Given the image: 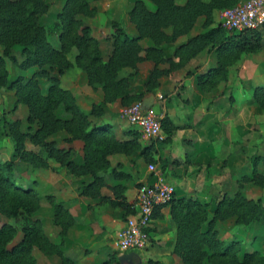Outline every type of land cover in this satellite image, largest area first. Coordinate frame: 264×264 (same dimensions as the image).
I'll return each instance as SVG.
<instances>
[{
    "label": "trees",
    "instance_id": "16d2710c",
    "mask_svg": "<svg viewBox=\"0 0 264 264\" xmlns=\"http://www.w3.org/2000/svg\"><path fill=\"white\" fill-rule=\"evenodd\" d=\"M49 1L0 0V87L14 92L15 108L20 104L26 106L27 123L36 126L35 130L29 127L23 132L19 120L6 123L13 154L9 161H0V217L7 220L0 226V264H37L34 250L59 258L60 264H75L63 251L67 231L74 225L73 217L62 203H53V223L58 228L59 241H51L35 216L40 207L38 194L31 187L16 184V161L45 169L52 160L76 178L90 177L91 181L81 187L80 195L108 201L111 207L123 209L126 215L130 213V205L125 201L123 187H111L113 200L101 195L106 186L105 175L110 168V157L118 154L131 156L140 152L149 163L160 164L161 170L166 165L151 156L153 143L147 146L141 144L138 130L131 128L125 131L129 138L121 140L112 133L110 125L94 124L91 120L104 115L103 106L107 103L128 105L134 100L141 101V96L129 92L131 75L119 76L123 69L136 72L141 62H151L153 67L144 88L145 92L154 95L162 77L183 69L201 53L212 51L215 53V66L196 78L201 89L210 91L220 81L226 80L230 65L262 46L264 26L241 32L215 26L214 12L232 8L240 0H147L153 5V10H149L143 1H137L128 12L136 35L127 33L116 22L112 24V51L104 61L90 28L77 19L78 15L94 17L96 9L87 0H67L57 15L60 47L56 49L50 45L45 29L39 24V17L49 10ZM199 21H202L201 32L189 37ZM182 37H187L186 42L176 48L173 58H166L161 46L173 44ZM142 40H149L152 45L143 48L140 44ZM73 49L77 54L71 62L67 55ZM7 62L21 74L10 78ZM74 67L86 74L88 85L94 91L102 93V102L92 104L87 113L78 107L73 94L60 86L59 77ZM31 69L35 71L26 77L24 73ZM42 80L48 84L45 94L41 90ZM250 103L264 115V84L253 88ZM60 107L69 118L56 116ZM175 129L171 120L164 116L161 132L167 138L161 143L167 142ZM60 132L67 134L66 142L69 144L82 142L81 164L71 159V148L56 147L51 138ZM27 143L36 150H28ZM260 160L258 156L253 157L251 175L241 178L239 188L242 183H252L264 189V175L256 170V162ZM110 173L116 179L128 177L115 170ZM163 206L170 207V218L175 227L173 254L182 264H264V256L258 251L238 255L235 250L238 241L224 244L214 229L215 222L231 218L243 226L259 222L264 217V204L259 200L247 199L238 191L230 199L221 197L212 215L209 214V204L199 198L173 197ZM163 206L154 209L153 221ZM146 231L151 239L153 228ZM18 232L22 233L21 241L9 247Z\"/></svg>",
    "mask_w": 264,
    "mask_h": 264
},
{
    "label": "crops",
    "instance_id": "0c3cea01",
    "mask_svg": "<svg viewBox=\"0 0 264 264\" xmlns=\"http://www.w3.org/2000/svg\"><path fill=\"white\" fill-rule=\"evenodd\" d=\"M242 1L245 0H240V2ZM120 2L121 0H113L107 10H105V6L100 7L97 3V12L94 18L84 17L83 19L91 29L93 37L99 41V48L105 61L110 54L104 55L100 35L105 38L106 36L110 37L112 33V30L108 27L110 22H118L129 34L136 35L135 27L127 20L126 13L123 14L125 21L121 23L120 16L124 12L120 11L118 5ZM130 8L131 6H129ZM199 33L198 27H195L189 37ZM262 38L264 40V31ZM186 40L187 37H182L173 44H163L161 47L165 57L173 58L176 48L185 43ZM140 44L142 47H148L151 42L142 40ZM214 59V52L205 51L191 60L183 69L176 70L168 77H162L159 80V87L155 90V96L164 97L162 102H157L153 94H149L151 96L149 98L142 99L144 106L145 103L150 106L157 104L163 116L168 117L176 128L170 139L160 144L162 145V152L154 151L155 147L157 148V143H153L155 153L151 151V156L164 161L170 168L169 176H166L165 173L164 175L167 181L175 187L174 198L204 199L203 196L198 195L199 191L206 189V187L209 188L211 184L221 185V182H224L226 168L234 169L236 173L241 172V169H247V156L243 159L244 154L241 152L243 148L236 145L239 144L238 142L236 144L231 143L230 139L232 136L236 139L237 137L239 139L244 137V142H247L248 135L245 128L249 118V121L255 119L257 122L260 130V141L256 142V147L258 148V144L261 143L259 148L262 149L263 138L261 135L264 133V116L256 105L249 103L252 97V87H248L247 84L248 81L251 85L264 84V63L259 67H255L257 69L256 74L251 73L248 77L244 74L243 69L237 78L232 77V79L239 80L237 90H235L237 97L234 98L230 95L229 101H233V104H226L227 97L221 96L225 94H223L224 88L219 89L218 92H216V89L209 92L201 89L197 83L196 78L199 74L214 67ZM174 61L176 62L177 59H174ZM152 66L151 62H143L138 65L139 70L130 80V90L133 93H143V86L148 79ZM7 71L10 78L21 74L13 65L10 67L7 64ZM34 71V69H31L24 75L29 77ZM123 71L126 74L131 73L129 69H124L121 73ZM188 72L190 74H187ZM59 82L63 89L69 90L73 94L78 107L83 112H89L92 103L102 101L100 90L94 91L88 85L85 73L78 68L74 67L66 71L64 75L59 77ZM242 86L246 87L243 88ZM47 88L48 84L45 80H42L41 90L43 94L47 92ZM175 99L178 101H176L177 103H175ZM213 101L218 102L216 106L212 105ZM168 102H171L169 106L167 105ZM15 103L14 92L0 87V161H9L13 154V144L6 128L7 122L19 120L23 131L29 127L32 130L36 129L35 125L27 123V107L20 104L15 108ZM118 107L119 103L103 106L104 115L101 118L103 122L94 121L93 123L110 125L112 133L118 139L126 140L129 137L124 132L134 128L128 127L118 119L113 118ZM59 109L62 110V108ZM252 112L255 113V118L252 117ZM67 116L68 114L63 111L62 118L66 119ZM211 123L216 126L215 129H211ZM67 138V134L60 132L53 136L52 140L56 143L57 148H71V159L75 163L81 164L82 142L74 141L69 144L66 142ZM161 138V140H164L167 137L161 132ZM226 140L231 144V148L236 154L232 161H222L219 155H215L217 148L221 147L229 150V143H226ZM150 144L142 145L147 146ZM26 147L28 150H35L29 143L26 144ZM211 150L214 152L213 155ZM109 160L110 168L105 175L106 186L101 190V195L105 199L113 200L114 195L111 187L117 185L123 187L122 193L125 201L130 205L129 215H126V212L121 208L111 207L108 201H99L81 196V187L90 182L91 178H76L52 160L48 162L49 167L45 169H36L28 164L16 161V184L22 187H31L38 194L40 207L35 216L41 222L46 236L54 243H57L59 239L57 235L58 228L53 223V203H62L73 217L74 225L67 231L63 251L75 264H107V262L110 264H182L181 260L173 254L175 227L171 222L169 206L160 208L158 217L153 221L152 228L154 231L151 233L150 244L145 249L119 251L115 248L114 239L117 232L123 228L126 218L134 214L132 205L136 201L138 187L150 180L147 172L149 162L144 159L140 152H135L131 156L114 155ZM211 168L214 172L212 176ZM112 170L123 172L128 177L126 179H116L113 173H110ZM263 170L264 164L257 165L259 173ZM255 193L260 194L263 191L255 188ZM246 198L253 199L247 197V195ZM244 231V237L249 243L251 232ZM232 238H235L234 235ZM229 239V237H226L223 242H228L231 240ZM46 259L51 264H60L59 258L55 256H49ZM36 260L37 264H41L39 256Z\"/></svg>",
    "mask_w": 264,
    "mask_h": 264
},
{
    "label": "rangeland",
    "instance_id": "374dc122",
    "mask_svg": "<svg viewBox=\"0 0 264 264\" xmlns=\"http://www.w3.org/2000/svg\"><path fill=\"white\" fill-rule=\"evenodd\" d=\"M66 1L67 0H50L49 1V4L50 5H49L48 12L45 15L39 17V24H40L41 27H43L45 29L46 34H47V39H48L50 45L53 48H56V49H59V47H60V43H59V40H58L59 34H60V26H59L58 21H57V15L63 9ZM100 1H102V2L99 3ZM100 1L87 0V2L89 3V5L91 7H94L95 9H96V4L97 3L99 4L100 7L101 6H105L104 7L105 10H107V8H109V6H111L110 4L113 3V0H107V1L100 0ZM132 1H134V2L131 4ZM137 1H143L146 4V6L148 7L149 10H153V8H154L153 5L150 2H148L147 0H121V2L118 3V5L120 7V11L121 12H124V13H121V16H120L121 23H122V21L123 22L125 21V19L123 18V14L125 15V13L127 15V20L129 21V19H128V12L133 8L135 2H137ZM129 6H131L130 9H129ZM223 10H225V9H221V10L215 11V13H214V23H215V26L216 25L217 26H220V14H221V12ZM96 12H97V10H96ZM86 18H91V17H86ZM92 18H94V17H92ZM77 19H79L80 21H82V23H83L84 26L89 27L83 21L84 16L78 15L77 16ZM113 23L114 22L112 21V22H110L108 24V27H110V29L112 30V32H113V29H112V24ZM116 23H118V22H116ZM201 23H202V21H199L197 23V26H196V28L198 27V29H199L200 32H201ZM118 24L121 26L120 23H118ZM135 32H136V30H135ZM91 35H92V33H91ZM92 37H93V35H92ZM100 37H101L100 38L101 39V44L104 47V51H103L104 55L111 54L112 46H111V42H110V37L106 36V38H105V37H103V35H100ZM98 43H99V41H98ZM151 45H152V43H151ZM263 47H264V40L262 38V46H261V48L258 51H256V52L247 53L241 59L237 60L235 63H233L232 65H230L228 67V69H227L228 75H227L226 80H222V81H220L216 85V88H215L216 89V92H218V90L221 89V88H224L225 89L223 91V94L224 93L225 94L224 95H221V96L222 97L223 96L227 97V100L228 101L226 100V102H225L226 104H233V101H229V96L230 95L232 97H234V98L237 97V92L235 90H237L236 88L238 87L239 80H237L235 78L232 79V77H236L237 78L239 76V74L243 71V69H244V74H246V76H248V77H249V75H251V73L252 74H256L257 73V69L255 67L256 66L259 67V66H261L262 63H264ZM143 48H147V47H143ZM210 52H212V51H210ZM76 54H77L76 50L73 49L67 55L68 58H69V60L71 62L74 61V57H75ZM214 60H215V63H214L213 66H215V64H216V58ZM144 62H147V61H144ZM141 63H143V62H141ZM7 64L10 67H12V64L10 62H7ZM241 64L244 65V66H242ZM129 70L131 71V73H128L127 72L128 74H126L125 71H123V73H121L122 72L121 71L119 73V76L120 77H127V76H130L131 75V78H130V80H131L132 77L139 70V67H138V69H137L136 72H134L131 69H129ZM150 71H149V73H150ZM240 82L242 83V81H240ZM129 84H130V81H129ZM144 86H145V84H144ZM144 86H143V93H141V94H135L129 88V92L132 95H135V96L139 95V96H141V99H140L141 101L134 100L131 103H129L128 105H121V104H119L118 110H116L114 112L113 118L118 119V121H120L122 124L130 127V125L128 124V122L124 118L121 117V110L124 109L127 106H130L133 103L142 102V99L145 98V97H148V98L151 97L147 92H145ZM247 86L248 87H252V90H253V88L256 87V86H259V84L251 85L249 83V81H248ZM242 87L244 88L246 86H242ZM232 90H233V92H232ZM209 92H211V90ZM154 96H155V91H154ZM221 96L219 95V97H221ZM247 97H248V95H247ZM155 99H156L157 102H162L163 99H164V97H161V99H159V96H155ZM176 101L177 100L175 99V103L178 102V101L177 102ZM171 102L174 103L173 101H171ZM171 102H168L167 105L169 106V103H171ZM115 103H118V102H115ZM217 103H218L217 101H213L212 102V105H215L216 106ZM249 103H250V101H249ZM92 104H99V103H92ZM110 104H113V103H107L104 106L110 105ZM250 104H252V103H250ZM159 107H161V106L159 105ZM153 109L156 112H160V110L158 109L157 104L153 106ZM62 110L61 109H58L56 111V116L57 117L62 118V113H63ZM252 113H251L252 117L255 118L254 117L255 116V113L254 112H252ZM261 113H262V111H261ZM67 118H69V115L66 117V119ZM101 118L102 117H99V118H91V120H92V122L99 121V123H100V122H103ZM205 119H208V118H205ZM249 120H250V118L248 119L247 127L245 128V130L247 131V135H248L247 142H244L245 141L244 137H241V139H239L237 137V139H236V138H234L232 136L231 139H230L231 143L236 144V142H238L239 144H236V145L239 146V148H240V146H241V148H243V150L241 152H243L242 154H244L243 159L245 158V156H247V158H246L247 161H248V163H247V169H241V172L238 171V173H236L234 171V169L226 168V170H225L226 174L224 175L225 178L223 179L224 182H221L222 183L221 185L218 184V186H217V184L216 185L215 184H211V186L209 185V188L206 187V189H204L202 191H199V193H198V195H201L204 198V199L201 198L200 200L209 204V208H210L209 214L210 215H212V211L214 210L215 205L217 204V202L219 201V199H221V197H226V199H230L238 191H240V193L245 198H246V195H247V197L253 198L251 200H254V201L259 200L261 203L264 204V189L259 188V187H255L252 183H242V186L239 188V183H240L241 178L243 176H250L251 175V172L253 170V166H252L253 157L258 156V157L261 158V160L259 162H256V170H257V165L264 164V133H262V135H261V137L263 138V141H262L263 142L262 143V149L259 148V145L261 143L258 144V148H257L256 147V142H259L260 141V135H259L260 130H259L258 126H257V122H256L255 119L253 121H249ZM12 122H14V121H12ZM101 124H103V123H101ZM20 128H21V124H20ZM215 128H216V126H213V123H211V129H215ZM26 131L27 130H24L23 132H26ZM242 131H243V129H242ZM211 132H212V130H211ZM139 133L141 135V143L142 144L157 143L156 144L157 145V148L155 147V150L154 151L155 152H159V151L162 152V145H160L161 142H162V140L160 138H147L141 132H139ZM225 142L226 143H229L228 140H226ZM228 146H229V150L222 149L221 147L220 148H217V151H216L215 155H219V157L222 159V161H224V160L232 161L233 158H234V156H236V154L234 153V151L231 148V144L230 143L228 144ZM34 149L36 150V148H34ZM30 150H32V149H30ZM154 151H153V153H155ZM212 151L213 150H211V154L213 155L214 152H212ZM153 164L155 166H158V167L161 166L160 164H156V163H153ZM162 167H163L162 170L164 171L165 175L166 176H169L170 168L167 166V164L165 166H162ZM243 172H245L247 175L246 174H241ZM259 174H263L264 175V170L261 173H259ZM212 175H214V172H213V170L211 168V176ZM211 181H213V180H211ZM255 188L261 189L263 191V193H260V194L259 193L258 194L255 193ZM207 189H209V190H207ZM6 222H7L6 219H4L3 217H0V226L3 223H6ZM16 227H17L18 230H20L19 229V227H20L19 225H17ZM214 229L217 231L218 238L221 241H223V239L226 238V237H229L231 239V240L229 239L230 241L225 242L224 244L231 243L234 240H237L238 241V243L236 244V247H235L236 253L238 255H242L245 252L258 251L259 253H261V255L264 256V217L259 222H253L251 225H248V226H243V225L236 224L235 218H231V219H228L226 221H217V222H215ZM244 230H246L249 233L251 232V237L249 239L250 240L249 243H251V244H249L246 241V239L244 237V234H243L245 232ZM228 233H230V234H228ZM233 235H234L235 238H232ZM21 239H22V233L21 232H18L17 235H16V237H15V239L13 240V243H11L9 245V247H11L12 245L18 243L19 241H21ZM33 254H34L35 258H38V256H39L40 263L41 264H51L46 259V257H49V256H46V255L38 252L37 250H34Z\"/></svg>",
    "mask_w": 264,
    "mask_h": 264
},
{
    "label": "built area",
    "instance_id": "2783aa9c",
    "mask_svg": "<svg viewBox=\"0 0 264 264\" xmlns=\"http://www.w3.org/2000/svg\"><path fill=\"white\" fill-rule=\"evenodd\" d=\"M220 26L227 31L257 30L264 26V0H245L220 14ZM162 96H159L161 99ZM121 117L147 138H161L162 112L142 102L133 103L121 110ZM150 180L137 189L132 205L134 214L127 217L117 232L114 245L119 251L143 250L150 244L147 229L152 228V214L156 207L168 204L175 195V187L165 178L164 172L153 163L147 165Z\"/></svg>",
    "mask_w": 264,
    "mask_h": 264
},
{
    "label": "water",
    "instance_id": "95a60500",
    "mask_svg": "<svg viewBox=\"0 0 264 264\" xmlns=\"http://www.w3.org/2000/svg\"><path fill=\"white\" fill-rule=\"evenodd\" d=\"M146 105H145V107H149L150 105H147V103H145Z\"/></svg>",
    "mask_w": 264,
    "mask_h": 264
}]
</instances>
